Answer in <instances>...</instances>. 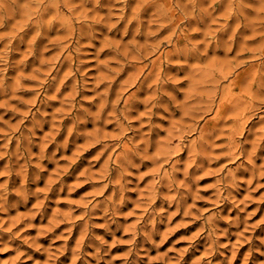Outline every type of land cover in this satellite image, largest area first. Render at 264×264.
I'll return each instance as SVG.
<instances>
[{"label":"rangeland","instance_id":"1","mask_svg":"<svg viewBox=\"0 0 264 264\" xmlns=\"http://www.w3.org/2000/svg\"><path fill=\"white\" fill-rule=\"evenodd\" d=\"M0 264H264V0H0Z\"/></svg>","mask_w":264,"mask_h":264},{"label":"bare ground","instance_id":"2","mask_svg":"<svg viewBox=\"0 0 264 264\" xmlns=\"http://www.w3.org/2000/svg\"><path fill=\"white\" fill-rule=\"evenodd\" d=\"M168 41H171V39H169ZM161 43V42H160ZM141 58H145V54H143L142 56H141ZM168 66H171L170 64L168 65ZM117 95V94H116Z\"/></svg>","mask_w":264,"mask_h":264}]
</instances>
